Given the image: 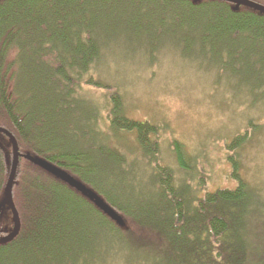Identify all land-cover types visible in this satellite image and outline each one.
<instances>
[{"label":"trees","instance_id":"16d2710c","mask_svg":"<svg viewBox=\"0 0 264 264\" xmlns=\"http://www.w3.org/2000/svg\"><path fill=\"white\" fill-rule=\"evenodd\" d=\"M109 1L0 0V127L18 143L20 218L16 236L0 244V264H141L144 253L154 264H264V203L240 157L263 135L262 122L252 119L225 139L235 186L210 190L208 168L183 142L172 139L163 150L165 126L129 114L119 85L105 79L114 68L103 59L116 33L128 29L137 40V22L151 19L161 35L172 25L195 34L196 49L204 57L210 50L221 75L230 49L248 44L264 60V14L222 0H134L165 4L161 19L157 11L142 18L132 4ZM151 53L146 67L157 65ZM251 86L263 98L248 107L263 112L264 79ZM12 162V144L0 133V204Z\"/></svg>","mask_w":264,"mask_h":264},{"label":"rangeland","instance_id":"374dc122","mask_svg":"<svg viewBox=\"0 0 264 264\" xmlns=\"http://www.w3.org/2000/svg\"><path fill=\"white\" fill-rule=\"evenodd\" d=\"M122 2L132 4L130 7L142 11V18H150L147 11H157L156 16L161 19L165 10L162 2H154L152 5L134 0L109 1L114 5ZM152 21L144 19L137 22L139 29H142L137 33V40L133 38L132 31L126 29L127 33H124L123 29L116 33L118 36L107 42L103 59L114 69L107 71L105 79L119 85L132 117L156 123L165 121L170 125V130L162 136L164 147L173 136L181 140L188 152L208 168L210 190L216 187L232 188L235 182L230 179L231 168L223 144L233 133L247 130L252 119L264 125V110L258 112L248 107L255 99L263 98L262 90L253 88L257 91L251 92L250 89L251 84L264 79V60L259 59L248 44L240 46L243 49L236 47L228 52L229 57L231 53L233 55L232 59L228 58L226 72L219 75L211 62L210 50L204 57L196 49L198 38L195 34L172 25L161 35L159 26H156L160 21ZM163 23L165 28L171 25L167 18ZM123 35H129V38ZM186 39L191 40L192 45H186ZM151 51V56L153 54L157 59L154 62L157 65L146 67V63L151 61V57L147 56ZM223 55L227 58V52ZM117 63L125 67V71H117ZM216 83L223 86H217ZM215 88L220 93L216 94ZM98 91L96 94L102 97V90ZM233 101H237L236 104ZM261 134L255 145L246 146L240 157L243 175L258 192L263 193L259 198L264 201V132ZM5 211L0 206V228L7 235L13 231L15 224L13 216ZM250 232L251 237L257 239L254 225L250 227ZM150 256L142 254L141 264H154Z\"/></svg>","mask_w":264,"mask_h":264},{"label":"water","instance_id":"95a60500","mask_svg":"<svg viewBox=\"0 0 264 264\" xmlns=\"http://www.w3.org/2000/svg\"><path fill=\"white\" fill-rule=\"evenodd\" d=\"M222 1H226L229 3H233L236 5V7L238 6H245L254 10H257L261 13L264 14V5H262L261 3H258L256 1L253 0H222ZM0 133L4 134L5 136H7L12 144V148H13V162H12V167H11V172H10V176H9V180L4 192V200L2 201V203L0 204V206H3V209H5V212H9L12 216H13V221H14V229L13 231L8 234L5 237L0 238V244L2 243H6L10 240H12L19 229V225H20V218H19V214L17 212V209L15 207L14 204V200H13V187L15 184V178H16V173H17V166H18V157H19V148H18V143L17 140L15 138V136L8 131L7 129L1 128L0 127ZM48 170H50L52 173L56 174V176L59 179L65 180L73 185H75L79 190L83 191L85 195L87 196H92L91 191H87V187H84L82 184H80V182H78L74 177L68 175L67 173L64 172H59V170H57L54 167H49L48 165L43 164ZM96 198V197H94ZM97 201H100L102 204V200H99L96 198ZM105 210H108V212L110 214H114V212H112L111 210H109L108 206L106 204H104ZM115 218L119 221L120 218L116 215H114Z\"/></svg>","mask_w":264,"mask_h":264},{"label":"flooded vegetation","instance_id":"af4514ba","mask_svg":"<svg viewBox=\"0 0 264 264\" xmlns=\"http://www.w3.org/2000/svg\"><path fill=\"white\" fill-rule=\"evenodd\" d=\"M114 78V77H113ZM114 80H115V78H114ZM116 81V80H115ZM110 83H113V82H111V81H109ZM117 82V81H116ZM102 122V121H101ZM159 124H163L165 127H164V129H165V131H163V133H165L167 130H170V125L168 124V123H166L165 121H162V122H160ZM163 133H162V136H163ZM173 139H177V140H179L178 138H174V136H173ZM179 141H181V140H179ZM182 142V141H181ZM162 144H163V142H162ZM161 144V145H162ZM169 145V144H168ZM167 145V146H168ZM166 145H165V147H164V145H163V150H164V148L165 149H167L168 147H167ZM165 152V151H164ZM166 156V155H165ZM172 159L170 158L169 159V161H171ZM163 161L165 162V163H167V165H168V163H170L169 165H171V164H173L174 166H176V162L173 160L172 162H168V160L166 159V161H165V159H163ZM175 169H176V167H174ZM260 195H262L263 193H261V192H258ZM264 196V195H263ZM263 203H264V201H263ZM250 248H253V247H250ZM253 249H256V248H253Z\"/></svg>","mask_w":264,"mask_h":264}]
</instances>
